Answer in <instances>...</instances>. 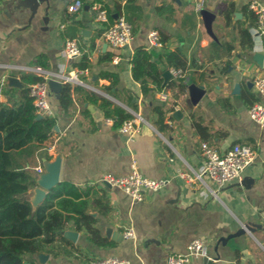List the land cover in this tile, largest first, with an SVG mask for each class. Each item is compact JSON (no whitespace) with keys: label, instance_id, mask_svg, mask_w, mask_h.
I'll return each instance as SVG.
<instances>
[{"label":"crops","instance_id":"crops-1","mask_svg":"<svg viewBox=\"0 0 264 264\" xmlns=\"http://www.w3.org/2000/svg\"><path fill=\"white\" fill-rule=\"evenodd\" d=\"M72 1L0 2V86L21 88V73L32 65L54 72L77 69L74 63L86 55L91 66L72 83L125 107L133 116L139 115L142 128L128 138L113 125L112 118L105 121L109 117L96 104L83 101V92L73 94L75 109L64 114L57 91L61 81L51 77L49 81L58 85H49L55 128L46 143L51 153L46 160L60 157L59 180L81 190L90 186L89 196L94 195V189L103 192L108 212L89 211L96 218L103 244L84 228L64 229L63 235L72 243L69 254H33L30 258L40 264H91L97 258L116 256L127 259V264H165L170 253L185 251L191 239L202 236L205 254L192 257L188 264H264V124L254 121L247 111L251 103L260 100L251 79L264 73V51L254 32L256 20L250 26L252 46L241 49L235 31L223 26L220 14L232 1V18L246 20L243 10L250 0H203V7L213 15L208 21L194 10L193 0H81V8L70 12L67 4ZM257 1L264 5V0ZM93 2L102 3L111 18L123 13L132 21L133 36L118 51L119 61L112 60L103 28L90 18L88 6ZM151 30L157 31L160 46H148ZM71 37L78 39L82 52L65 58L63 44ZM218 39L230 40L234 48L229 55L214 59L211 43ZM138 47H145L161 68L165 53L183 51L192 64L188 71L183 69L186 88L179 91L166 85L158 89L151 77L144 76L143 90L131 73ZM107 55L111 59L99 60ZM102 70L118 73L117 88L123 89L120 96L131 93L135 109L101 88L109 82L97 76ZM171 78H175L172 73L164 82ZM160 90L167 92L166 101L159 98ZM172 91L176 93L174 104ZM81 105H86L88 115L81 112ZM155 107L165 109L161 120ZM176 109L181 112L178 117L173 115ZM195 123L204 127L199 130ZM201 140L219 150L234 142L252 147L253 160L240 182L231 181L216 189V194L209 182L207 186L197 180L193 188L185 185L178 172L191 174L198 169ZM46 160L35 156L31 163L43 167ZM132 161L144 175L169 177L170 181L158 191H147L142 200L132 199L118 187L100 184L106 173L127 174ZM32 193L29 190L25 196L29 199ZM129 225L134 236L124 238L122 230Z\"/></svg>","mask_w":264,"mask_h":264},{"label":"trees","instance_id":"trees-1","mask_svg":"<svg viewBox=\"0 0 264 264\" xmlns=\"http://www.w3.org/2000/svg\"><path fill=\"white\" fill-rule=\"evenodd\" d=\"M233 6V2L228 1L220 10L223 26H230L235 31L241 49L250 48L253 43L250 26L255 21L254 14L246 5L243 10L246 20L233 19ZM126 18L130 21L127 16ZM130 22L132 24V21ZM211 45V57L214 59L229 55L234 48L233 43L227 39L215 40ZM109 59V55L99 58ZM131 62L132 77L141 82L143 90L146 89L144 76L151 77L158 89L166 85L179 91L185 89L187 84L184 77H175L164 82V70L168 66H177L186 71L192 67V64L187 62L186 55L179 49L165 53L163 68L152 59L151 53L145 47L134 50ZM74 65L77 69L91 66L86 55H82ZM97 76L109 81L101 85L105 92L118 98L128 107L136 108L131 101V93L125 98L120 96L123 89L117 88L118 73L102 70ZM20 79L24 84L21 88L13 86L5 89L0 86V95L3 96L0 100V264H40L30 256L39 253H49L52 256L69 254L72 243L63 235L64 229L84 228L93 240L103 244L96 218L89 211L96 209L99 212H108L103 192L99 193L98 189H94V195L89 196L90 186L81 190L65 180H59L48 189L35 206L25 196L27 191L37 185L31 159L35 156L47 160L51 158L46 143L52 138L55 117L48 114L37 117L31 107L28 85L42 78L32 72H22ZM57 91L59 105L66 115L75 109L73 94L83 92V101L96 104L105 117L113 119L115 127L133 117L125 107L94 92L85 91L79 84L61 82ZM171 96L174 98V104L176 93L172 91ZM155 109L161 120L165 109ZM81 112L88 115L86 105H81ZM195 126L199 130L204 127L200 123H195ZM205 137L202 135L203 139Z\"/></svg>","mask_w":264,"mask_h":264},{"label":"built area","instance_id":"built-area-1","mask_svg":"<svg viewBox=\"0 0 264 264\" xmlns=\"http://www.w3.org/2000/svg\"><path fill=\"white\" fill-rule=\"evenodd\" d=\"M3 0H0V2ZM194 10L199 14L203 7V0H193ZM82 6L81 0H73L67 4V10L75 12ZM247 7L255 15L254 32L258 37L261 49L264 51V5L257 0H250ZM90 18L99 27L103 28V38L112 51V60L119 61L121 55L118 53L120 49L127 46L133 36V26L126 18L125 14L117 13L111 18L109 11L100 2H93L88 6ZM148 46H160L161 41L158 38L156 30H151L147 34ZM82 52L80 43L76 37L67 38L64 41L62 55L65 58H73ZM27 72H32L42 79L34 81L28 85V94L31 98V107L36 114L51 115V103L49 99V80L51 77L58 78L61 82L78 81V73L86 71V69L71 68L66 72H54L48 70L41 65H32L25 67ZM169 73L174 77H182L183 69L177 66H170ZM252 85L260 96V100L251 103L248 108L249 116L259 123L264 124V73L256 74L251 79ZM159 98L166 101L168 94L165 90L159 91ZM106 118L105 121H110ZM141 120L139 115L124 120L119 126L118 131L125 134L128 138H132L141 130ZM201 159L200 166L194 173L179 171L178 176L183 179L185 185L193 188V184L198 180L210 185L213 194L216 189L223 185L236 181L240 182L243 172L253 160L254 151L252 147L243 142H234L224 150H219L208 143L206 140L200 141L198 150ZM36 175L43 171L41 165L34 166ZM207 179V180H205ZM169 177L153 178L144 175L137 167L135 161H132L130 171L125 175H112L106 173L99 179L100 184L118 187L128 193L134 200L144 199L147 191H158L168 184ZM207 181V182H206ZM213 187V188H212ZM122 236L129 238L134 236L132 226H126L122 230ZM206 240L202 236L194 237L186 245L183 252H172L167 256L165 264H188L189 260L197 255L205 254ZM128 260L116 256H107L92 260L91 264H127Z\"/></svg>","mask_w":264,"mask_h":264},{"label":"water","instance_id":"water-1","mask_svg":"<svg viewBox=\"0 0 264 264\" xmlns=\"http://www.w3.org/2000/svg\"><path fill=\"white\" fill-rule=\"evenodd\" d=\"M41 1V0H40ZM28 2H35L37 3V0H28ZM202 17L206 19V21L209 20V18H212V13H210L208 10L203 8L200 11ZM117 15V14H116ZM169 71L165 70L164 75L165 77L169 76ZM17 82V81H16ZM49 85L56 86L58 85V82L56 81H49ZM173 115L178 117L181 115V112L176 109L173 112ZM41 114H37V117H41ZM55 128V127H54ZM46 160V159H45ZM59 167H60V157L56 156L54 160L47 161L43 166V171L41 173H38L36 175V183L37 185L32 189L33 193L31 197H29V200L31 201L32 205L35 206L39 201L42 200L44 195L46 194V191L53 187L58 181V175H59ZM107 186H110L106 183ZM41 256H45L46 253H39Z\"/></svg>","mask_w":264,"mask_h":264}]
</instances>
